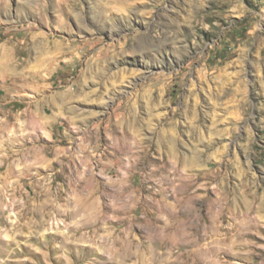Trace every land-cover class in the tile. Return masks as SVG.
I'll list each match as a JSON object with an SVG mask.
<instances>
[{
  "label": "rangeland",
  "instance_id": "obj_1",
  "mask_svg": "<svg viewBox=\"0 0 264 264\" xmlns=\"http://www.w3.org/2000/svg\"><path fill=\"white\" fill-rule=\"evenodd\" d=\"M0 264H264V0H0Z\"/></svg>",
  "mask_w": 264,
  "mask_h": 264
},
{
  "label": "bare ground",
  "instance_id": "obj_2",
  "mask_svg": "<svg viewBox=\"0 0 264 264\" xmlns=\"http://www.w3.org/2000/svg\"><path fill=\"white\" fill-rule=\"evenodd\" d=\"M164 191V190H163ZM163 191H161V193H163ZM148 215V213L146 212V216ZM177 228V227H176Z\"/></svg>",
  "mask_w": 264,
  "mask_h": 264
}]
</instances>
